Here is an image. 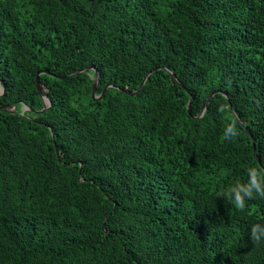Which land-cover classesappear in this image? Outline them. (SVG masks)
Instances as JSON below:
<instances>
[{"label":"trees","instance_id":"obj_1","mask_svg":"<svg viewBox=\"0 0 264 264\" xmlns=\"http://www.w3.org/2000/svg\"><path fill=\"white\" fill-rule=\"evenodd\" d=\"M0 82V264H264V0H0Z\"/></svg>","mask_w":264,"mask_h":264},{"label":"clouds","instance_id":"obj_2","mask_svg":"<svg viewBox=\"0 0 264 264\" xmlns=\"http://www.w3.org/2000/svg\"><path fill=\"white\" fill-rule=\"evenodd\" d=\"M223 112L226 111V106H220ZM228 123L226 125V132H224V139H232L239 135L238 125L235 118L231 115L227 116ZM251 179L248 181L247 185L244 186V183H240V186L234 188L232 191L235 192V198L232 199L229 195L228 203L232 204L235 208L243 210L246 207V202L250 197H253V192H258L260 197H264V173L260 169L249 166ZM241 193H244V196H241ZM223 195L222 192L217 193V196ZM255 199H260L259 197ZM261 200V199H260ZM252 238L254 241L259 242L261 239H264V229L257 231L254 227L252 230Z\"/></svg>","mask_w":264,"mask_h":264},{"label":"water","instance_id":"obj_3","mask_svg":"<svg viewBox=\"0 0 264 264\" xmlns=\"http://www.w3.org/2000/svg\"><path fill=\"white\" fill-rule=\"evenodd\" d=\"M88 71H89V70L87 69V70H85V71H83V72H88ZM155 71H156V70H155ZM45 73H48V72H45ZM97 74H98V72L96 71V75H97ZM151 74H152V72L149 73V75H148L147 78L143 81V83L141 84V86L139 87V90H138L137 92H140V91H141V89L144 87V85H145L147 79L150 77ZM171 76L174 77V75H172V74H171ZM98 84H99V78H98V76H97V77H96V80H95V83H94V87H93V97H94L95 99H98V98L103 97V96L106 94L108 88H110V86H109V87H106L105 90L103 91V93H102L101 95L98 96V95H96V94H97V87H98ZM37 88H38L39 94H40L41 98L44 100V104H45V107H44V109H43L42 111H46L49 107H51L52 103H51V101L49 100L48 95L45 93V90H44V88H43V85H42V83H41V81H40V75H38V78H37ZM218 93H219V92H214V93H212V94L207 98V101H206V103L204 104L203 109H202V112H201V115H200L199 117H202V116L204 115V113H205V111H206V109H207V107H208V105H209L211 99H212L214 96H216ZM4 94H5V89H4V87L1 85V82H0V96H3ZM193 100H194L193 97H191L190 102H189V106H188V111H189V113H191V105H192V103H193ZM5 109H6L5 107L0 106V110H5ZM26 110H29V108H28L26 105H24V110H23V111L25 112ZM253 148H254V151H255V154H256V145H255V142H254V141H253ZM56 151H57V154H59V151H58L57 147H56ZM256 159H257V161H258L259 163H261L260 160H259V158L257 157V155H256Z\"/></svg>","mask_w":264,"mask_h":264},{"label":"rangeland","instance_id":"obj_4","mask_svg":"<svg viewBox=\"0 0 264 264\" xmlns=\"http://www.w3.org/2000/svg\"><path fill=\"white\" fill-rule=\"evenodd\" d=\"M23 110H24V108H23Z\"/></svg>","mask_w":264,"mask_h":264}]
</instances>
